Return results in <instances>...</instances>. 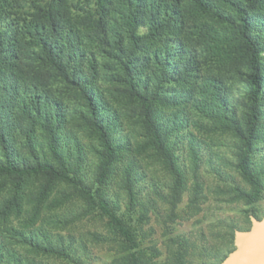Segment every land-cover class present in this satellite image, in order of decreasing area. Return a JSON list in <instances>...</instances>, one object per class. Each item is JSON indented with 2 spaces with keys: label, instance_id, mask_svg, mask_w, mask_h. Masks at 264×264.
I'll return each instance as SVG.
<instances>
[{
  "label": "trees",
  "instance_id": "1",
  "mask_svg": "<svg viewBox=\"0 0 264 264\" xmlns=\"http://www.w3.org/2000/svg\"><path fill=\"white\" fill-rule=\"evenodd\" d=\"M100 56L115 64L100 62ZM99 66L108 82L124 83L123 96L107 90V99ZM233 73L246 77L243 102L235 103L227 89ZM173 87L183 89L184 101L195 94L194 110L213 128L234 132L236 167L250 186L235 192L248 205L259 201L263 187L251 159L264 112V0H0V264L71 255L72 246L60 236L33 229L45 210L55 208L62 189L63 208L72 202L82 209L79 216L106 218L135 249L109 185L118 177L130 209L139 207L135 188L144 174L137 166L142 155L154 154L174 179L169 194L174 214L187 189L186 173L174 160L158 115L159 105L174 104L166 94ZM121 103L125 109L119 113L114 107ZM240 105L243 122L236 111ZM133 119L142 129L140 140L125 142L123 122ZM17 132L27 152L19 150ZM92 150L91 183L86 171ZM199 160L192 152L194 169ZM36 178L42 183L32 197ZM13 218L22 221L21 228L12 225ZM125 260L147 264L136 251Z\"/></svg>",
  "mask_w": 264,
  "mask_h": 264
},
{
  "label": "rangeland",
  "instance_id": "2",
  "mask_svg": "<svg viewBox=\"0 0 264 264\" xmlns=\"http://www.w3.org/2000/svg\"><path fill=\"white\" fill-rule=\"evenodd\" d=\"M108 59L100 56L99 60L107 62ZM111 63L115 64L113 60ZM103 69L104 66H99L98 81L107 99L111 100L107 90L119 97L123 96L124 83L116 80L108 82V75L101 72ZM117 72L115 69L111 74ZM228 78L227 89L232 93L233 101L243 102L246 77L233 73ZM182 92L180 87L167 90L166 94H169L167 96L174 104L158 107L160 122L166 125L163 137L173 148L174 160L186 173L187 189L175 215L169 203L174 179L165 166L155 160L154 154L146 157L142 155L137 157V166H140L144 174L137 178L135 188L139 207L130 209L129 197L118 177L109 185L110 196L120 207L117 213L133 233L137 247L133 249L123 236L112 230L106 218L95 213L79 216L82 209L72 202L63 208L66 190L62 189L61 196L57 197L58 203H54L55 208L45 210L41 221L33 229L41 234L50 233L55 238L60 236L66 246H72L71 255H40L33 257L35 264H125V255L133 251L145 258L147 264H220L234 249V232L250 228V211L253 210L259 219L264 216V112L261 126L256 132L251 159V167L260 177L263 190L260 200L248 205L239 200L235 192L236 189L250 191V186L236 167L239 142L234 132L226 128H213V122L200 118L194 110L192 102L195 94L190 99L185 97L184 101ZM177 100H182L181 105L175 104ZM124 104L114 108L120 113L125 109ZM236 111L240 122H243L241 118L245 107L240 105ZM130 115H137L136 108L131 109ZM185 116L190 117V120L185 121ZM138 124L134 119L133 123L126 120L123 122L122 135L126 136L125 142L132 139L134 143L135 136L142 134ZM15 138L19 141V150L27 152L20 145L25 139L19 133L15 134ZM83 144L88 150L90 141L87 137ZM192 152L200 158L195 169L191 161ZM88 157L86 173L91 180L96 169L93 150L89 151ZM41 183L36 178L31 184L32 197L36 196L34 194L39 191ZM26 211L23 216L25 221L30 218L31 208L27 207ZM21 223L13 218V226L21 228ZM46 229L51 232H44ZM11 241L16 242L15 239ZM10 246L16 250L13 245Z\"/></svg>",
  "mask_w": 264,
  "mask_h": 264
},
{
  "label": "water",
  "instance_id": "3",
  "mask_svg": "<svg viewBox=\"0 0 264 264\" xmlns=\"http://www.w3.org/2000/svg\"><path fill=\"white\" fill-rule=\"evenodd\" d=\"M248 230L234 232V249L220 264H264V216H250Z\"/></svg>",
  "mask_w": 264,
  "mask_h": 264
}]
</instances>
